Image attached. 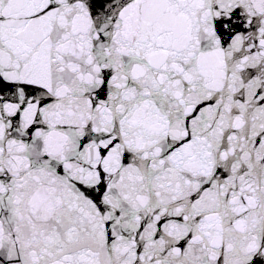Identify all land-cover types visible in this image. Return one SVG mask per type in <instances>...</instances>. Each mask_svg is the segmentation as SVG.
I'll list each match as a JSON object with an SVG mask.
<instances>
[{"label": "snow or ice", "instance_id": "1", "mask_svg": "<svg viewBox=\"0 0 264 264\" xmlns=\"http://www.w3.org/2000/svg\"><path fill=\"white\" fill-rule=\"evenodd\" d=\"M0 264H264V0H0Z\"/></svg>", "mask_w": 264, "mask_h": 264}]
</instances>
